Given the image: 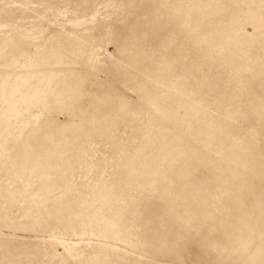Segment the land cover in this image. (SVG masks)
Returning <instances> with one entry per match:
<instances>
[{
    "label": "rangeland",
    "instance_id": "374dc122",
    "mask_svg": "<svg viewBox=\"0 0 264 264\" xmlns=\"http://www.w3.org/2000/svg\"><path fill=\"white\" fill-rule=\"evenodd\" d=\"M0 264H264V0H0Z\"/></svg>",
    "mask_w": 264,
    "mask_h": 264
}]
</instances>
